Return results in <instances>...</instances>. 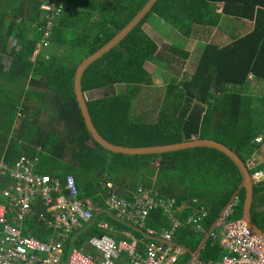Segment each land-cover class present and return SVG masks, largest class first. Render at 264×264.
I'll list each match as a JSON object with an SVG mask.
<instances>
[{"label":"trees","instance_id":"trees-1","mask_svg":"<svg viewBox=\"0 0 264 264\" xmlns=\"http://www.w3.org/2000/svg\"><path fill=\"white\" fill-rule=\"evenodd\" d=\"M1 1L0 70L4 69V56H11L13 63L7 73L0 72V80L18 79L23 93L20 104L12 91L2 90L0 94L4 97V102L0 103V161L12 166L22 154L38 157L48 166L54 161L60 170L39 173L60 179L62 186L66 177L73 176L79 199L90 200L96 207L93 223L74 233L65 243V257L72 246L82 248L94 237L108 236L118 241L126 239L122 233H129L136 239H143L141 230L107 212L109 196L104 187L107 183L112 185L117 197L127 201H132L137 189L144 188L154 190L160 198L175 200L177 206L190 204L192 200L200 202L208 214L202 224L205 233L194 234L190 227L183 228L179 240L183 247L194 252L241 183L234 164L209 149H186L162 156L110 153L91 139L73 94L77 65L121 30L146 0H56L60 5L59 13L51 17L50 29H47L40 7L54 0ZM224 4V14L234 18L249 17L256 21L255 29L221 49L208 45L191 79L181 88L175 83L168 85L164 95L169 104H163L154 123L144 121L145 113L141 118L135 117L133 111L138 91L152 85L145 64L154 56L159 57L162 51L146 36L142 26L149 17H157L188 38L192 24H207L214 20L213 27L218 25L220 16L208 12V3L158 0L118 47L86 69L81 79L83 94L101 93L97 99L86 100L93 126L101 137L124 147L209 139L227 147L243 164L252 159L257 148L255 141L259 135H264V97L255 105L241 88L246 86L251 75L264 80V0H224ZM234 4L242 7L233 11ZM10 12L12 17L7 16ZM44 32L47 33L45 37ZM12 40L16 41L14 46ZM38 43L40 53L32 61ZM167 49L165 54H175V50L178 53L177 47ZM180 52L187 57L188 53ZM168 79L172 80V77ZM27 85L33 88L26 90ZM117 85L123 86L122 92H115ZM26 92L36 96L35 103H30ZM20 105L21 117L18 116ZM47 115H50V129L39 125L41 120L46 122ZM16 121H23L31 132L20 137L13 134L12 139H8ZM154 162H157L156 167ZM255 173L251 171L252 176ZM12 184L11 178L0 176V206H9L6 193ZM254 193L253 221L264 232V182L255 186ZM243 201L244 193L240 191L227 222L241 220ZM11 210L15 209L11 207ZM36 211L35 216L24 223V235L48 242L58 233L48 230L39 221L46 209L38 206ZM188 215L185 212L183 217ZM102 223L108 226V232L99 229L98 225ZM146 224L154 231L168 229L166 218L159 209L149 213ZM223 255L225 252L218 242L210 239L199 259L214 263ZM189 258L184 254L179 264ZM116 264L127 263L123 257Z\"/></svg>","mask_w":264,"mask_h":264},{"label":"built area","instance_id":"built-area-1","mask_svg":"<svg viewBox=\"0 0 264 264\" xmlns=\"http://www.w3.org/2000/svg\"><path fill=\"white\" fill-rule=\"evenodd\" d=\"M58 13L59 8L56 15ZM50 24L51 18L47 16V29ZM46 35L44 32V37ZM256 142L260 144L261 137ZM39 167L38 157L30 158L25 154L20 155L12 166L0 161V176L13 180L6 193L9 206H0V264H116L123 257L127 264H179L185 254L179 243L181 230L190 227L194 234L205 233L202 224L208 214L198 201L177 206L175 200L160 198L154 190L144 188L137 189L132 201H127L117 197L112 185L106 184L107 212L141 230L143 239H136L129 233H122L126 239L118 241L108 236L94 237L82 248L72 246L65 258V243L74 233L93 223L96 207L90 200L79 199L73 176L66 177L62 186L60 179L40 174ZM263 179L264 172L253 177L256 185ZM38 206L46 209L39 221L48 230L58 233L48 242L24 235V223L35 216ZM232 208L220 220L215 230L219 232L214 234V231L209 238L218 242L225 252L220 262L198 259L185 264H264V240L252 235L240 220L227 222ZM153 209L161 210L168 229L154 231L147 228V218ZM185 212L189 215L184 218ZM98 227L104 232L109 231L105 223Z\"/></svg>","mask_w":264,"mask_h":264},{"label":"crops","instance_id":"crops-1","mask_svg":"<svg viewBox=\"0 0 264 264\" xmlns=\"http://www.w3.org/2000/svg\"><path fill=\"white\" fill-rule=\"evenodd\" d=\"M202 1H205L206 3L210 5L208 9V12L210 14H216V15L221 14L222 16H226L224 15V12H223L224 7L226 6L224 4V0H215V1L202 0ZM239 7L241 8L242 6H240V4H234L232 10L237 11ZM226 17H229V19H231L233 25L236 28H240L239 33H237V35H235L230 40V42H224L220 36L219 37L215 36L216 29H218L219 32H221V29H222V27L221 26L218 27V25L212 28V29L215 28V31L212 33L210 30L203 28L206 24H198V23L192 24L191 27H193L194 25L195 27H197L196 25L203 26L202 32L207 33L208 36H205V34L199 32L198 30L193 31V28H192L193 32L190 35V37L184 38L173 26H171L167 22L157 17H153V19H149L142 26V30L145 32L146 36L157 45L158 50H162V51L158 54L159 57L154 56L153 59L149 60L145 64V68L150 73L151 80H152V85L149 86V88L145 89L147 90L146 94L152 96L154 92L160 91L162 92L161 100H163L165 97L164 94H165L166 89L163 90L162 87L164 86L168 87V85H170L171 83H175V86L181 88L183 83L188 82L191 79V76L195 72L196 66L200 61V58H201V55L203 54L204 49L208 45H214L218 49H221L227 46L228 44L236 41L237 39H242L246 37L251 32H253V30L255 29L256 21L249 17H245V16H242L241 18H233V16H226ZM183 38L185 42L181 40ZM187 41H189L190 43L186 44ZM170 46L177 47L178 53L175 50L174 51L175 54H165L166 52H168L167 48ZM180 51L188 53L187 57L185 56V54H182ZM163 55L164 57L161 58V56ZM2 63L4 65V69L0 70V72L7 73L13 63V58L11 56H4L2 59ZM161 71L167 72L168 75L166 76L160 75L159 72ZM166 77L167 79L165 80ZM168 77H172V80L168 79ZM225 87L230 88V86H222V88H225ZM26 88L29 89L30 88L29 85H27ZM35 89L39 91L41 90L40 88H35ZM2 90L12 91L15 94V97L17 98V103L19 102L20 104V98L23 92H22V83L18 79L0 80V94ZM114 90L116 93L122 92L123 86L117 85L115 86ZM241 92H243L245 95H249L255 101V105H257L259 103L258 95L264 92V80L255 78L252 75L249 76L248 83L246 84L244 88H241ZM94 93L97 94L98 97H100L101 93L99 91L98 92H95V91L87 92V93H84L86 100L95 99ZM161 95H158V98ZM255 95H257V97ZM21 100H23V98ZM1 102H4V97L2 96H0V103ZM166 104H169V100H166ZM29 106L32 107L31 105ZM202 106L207 107V105H202ZM18 109L20 110V112L18 113V116L21 117L22 115L21 105L19 106ZM145 115H146L145 118H147L148 115L147 114ZM28 119L32 120L31 117H29ZM10 130L12 131L9 132L10 136L8 137V139H12L13 134H17L20 137L22 136L23 133L30 134L31 132V130L25 126L23 121L22 122L16 121ZM259 136L261 137L262 142L260 144L256 143L257 148L252 153V159L246 164H250L253 168L252 170L256 171L257 173H263L264 172V135H259ZM57 166L58 164L56 165V162L54 161H51V165L48 166L46 164H43L42 161L40 160V167L38 171L39 172H44V171L49 172L50 171V173L52 172L55 173L56 170H60V168L57 169ZM209 240L210 239H208L206 243ZM189 260H191V256L186 262H189ZM215 262H220V261H215Z\"/></svg>","mask_w":264,"mask_h":264},{"label":"water","instance_id":"water-1","mask_svg":"<svg viewBox=\"0 0 264 264\" xmlns=\"http://www.w3.org/2000/svg\"><path fill=\"white\" fill-rule=\"evenodd\" d=\"M158 0H146L143 6L135 13V15L127 22V24L119 30L111 39H109L105 44H103L99 49L93 52L91 55L85 57L76 67L74 76H73V94L75 97V101L77 103L78 109L80 111L81 117L83 119V123L85 125L86 130L90 134L91 139L97 143L102 149L114 153L121 154L123 156H162L166 154H174L177 152H182L194 149H209L214 150L227 159H229L234 166L237 168L239 172V176L241 179V183L233 194L228 204L221 212L217 220L212 224L204 238L201 240L199 246L196 251L190 252L187 248L181 247L182 250L191 256V260L188 263L194 260L199 259V254L203 249L206 241L210 238L212 233L218 228V224L225 213L231 209L234 201L237 200V197L240 191L244 193V201L242 206V218L241 222H243L248 230L252 233V235L264 240V232L261 231L253 221V208L255 201V181L253 180V176L251 175L252 166L250 164H243L241 160L227 147L222 145L220 142L209 140V139H198L194 138L190 141H184L178 144H169V145H157L150 147H124L112 144L105 140L103 137L99 135L88 113L86 98L81 89V79L89 66L95 63L97 60L102 58L105 54L110 52L112 49L117 47L121 41H123L126 36L144 19V17L151 11L152 7ZM264 182V179L262 180Z\"/></svg>","mask_w":264,"mask_h":264},{"label":"rangeland","instance_id":"rangeland-1","mask_svg":"<svg viewBox=\"0 0 264 264\" xmlns=\"http://www.w3.org/2000/svg\"><path fill=\"white\" fill-rule=\"evenodd\" d=\"M54 1H56V0H54ZM56 2H58V1H56ZM1 7H3V1L0 0V8ZM224 15H226V14H224ZM7 16L12 17L13 16L12 15V12L8 13ZM219 16H220L221 19L219 20L220 22L218 24V27L221 26L222 29H221V32H219V30L216 29L215 36L216 37H219L220 36L224 42H230V40L235 35H237V33H239L240 28H236L233 25L231 19H229V17H226V16H229V15L222 16L221 14H219ZM148 19H153V17H149ZM49 22H50V20H49ZM213 22H214V20L209 21L204 27L203 26H200V25L199 26L196 25L197 27H195V25H194L193 26V31L198 30L199 32L205 34V36H208L207 33L202 32V29L203 28H206V29L210 30L213 33L215 31V28L212 29L213 28V24H212ZM200 27H201V29H200ZM220 33H221V35H220ZM181 40L183 42H185L184 38L181 39ZM15 43H16L15 41H12L11 42L12 45H14ZM189 43H190L189 41L186 42V44H189ZM159 74L160 75H164V76L168 75L167 72H163V71L159 72ZM29 87L30 88H33V86H29ZM162 88H163V90H165V89H167V86H164ZM40 89H41L40 91H42V92L47 91L46 89H43V88H40ZM145 89L146 88L141 89V90L138 91V96L135 99V103H134V107H133L134 116L137 117V118H141V116L144 115L143 113H145V114L148 115V117L145 118L144 121L154 123V122L157 121V117L159 115V111L163 107V104L164 103L166 104V100L167 99L164 97V99L161 100V97H162L161 94H162V92H160V91L159 92H156L155 95L152 94V96H150V95L146 94L147 93V90H145ZM26 90H28V89H26ZM158 95H161V96L158 98ZM25 96L30 100V103H35L36 102V96L34 97V95L32 94V92H26L25 93ZM255 96L257 97V95H255ZM94 97H95V99H97V97H98L97 94L94 93ZM263 97H264V92L261 93L260 95H258V98H263ZM39 125L41 127L50 129L49 128V126H50V115H47L46 116V122H44L43 120H41L39 122ZM156 163L155 162L153 163L154 166L157 165ZM107 175H109V173ZM107 184L110 185V183H107ZM193 240H195V239H192V241ZM190 241H191V239H190ZM186 260H188V259H186Z\"/></svg>","mask_w":264,"mask_h":264},{"label":"clouds","instance_id":"clouds-1","mask_svg":"<svg viewBox=\"0 0 264 264\" xmlns=\"http://www.w3.org/2000/svg\"><path fill=\"white\" fill-rule=\"evenodd\" d=\"M59 3H57L56 1H54V2H51V3H49V2H46V3H44L43 5H41V7H40V9L44 12V14H42V16H43V18L45 19V21L47 20V16L49 17V18H51V17H53L54 15H56V9L57 8H59ZM51 23H53V21L51 20ZM144 25V24H143ZM51 26H52V24H50V27H49V29L51 28ZM44 35V34H43ZM12 41H15V40H12ZM16 42V41H15ZM16 44V43H15ZM14 44V45H15ZM120 44V43H119ZM13 45V46H14ZM118 47V46H117ZM116 48V47H115ZM114 48V49H115ZM36 51H35V54H34V57L32 58V61H34L35 60V58L38 56V54L40 53V46H39V43L37 44V46H36ZM113 50V49H112ZM109 53V52H108ZM260 137V136H259ZM257 139H258V137H257ZM256 139V140H257ZM255 143H257L256 141H255ZM256 174V173H255ZM255 174L253 175V177L255 176ZM66 179V178H65ZM261 183H263V182H261ZM255 186H257L256 184H255ZM255 188V187H254ZM237 201V200H236ZM235 202V201H234ZM234 204V203H233ZM232 204V205H233ZM232 208V207H231ZM133 226V225H132ZM134 227V226H133Z\"/></svg>","mask_w":264,"mask_h":264}]
</instances>
